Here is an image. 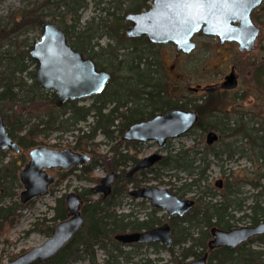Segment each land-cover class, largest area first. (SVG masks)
Wrapping results in <instances>:
<instances>
[{
    "label": "trees",
    "instance_id": "obj_1",
    "mask_svg": "<svg viewBox=\"0 0 264 264\" xmlns=\"http://www.w3.org/2000/svg\"><path fill=\"white\" fill-rule=\"evenodd\" d=\"M20 1L22 8L19 9V15L16 13V17L0 21V112L9 137L20 146L22 154L24 151L46 145L45 139L54 131H77L78 136L73 150L89 153L93 160L92 163L81 167L83 178L99 181L91 178L92 174L97 166H104L106 162L110 164L113 172H122L118 174L113 191L108 197L99 194V198H94L96 193L90 188L76 193L82 200L83 228L60 251L56 263L52 264H65L69 263L70 259L79 258L88 259L91 264H98L96 249L106 252L103 264H161L163 261L160 258H142L138 262H133L129 254L123 250L125 246L168 249L171 260L164 264H189L190 261L202 257L205 253H209V264H264V251L251 248V245L256 242L264 245V235L254 237L235 249L219 248L211 251L208 246L213 239V229L222 231L235 229L232 223L236 219L232 214L233 211L244 212L245 214L239 219L247 220L250 227L264 222V200L262 199L264 196V185L262 184L264 179V127H255L258 123H253L250 128L247 127L246 122H238L232 126L227 121L223 127L218 128L222 139H232L235 143L228 144L229 147L220 153L211 152L214 157L222 159V156H226L228 159H233L236 154H240L242 157L248 156L251 162L260 167L259 174L256 172L258 176L255 182L251 179H243L241 176L237 177L233 183L228 181L221 201L215 200L217 194L211 188H204L201 185L207 181L206 173L210 164L208 163L202 169L200 162L203 159L198 157L200 154L198 150L184 148L177 152L169 150V154L163 157L158 165L150 170V173L154 180L162 182L166 177L165 173H172L170 177H174L175 181L171 192L179 198H185L190 192H200V196L195 195L193 198L196 205L190 213L183 217L167 219L174 235L172 246L167 247L155 243L123 245L115 240L116 235L150 230L161 226L164 221L157 215L158 211H161L158 209H153L144 220H140L133 212L118 213L124 197L129 194V187L133 185L135 189L140 188L144 182L137 176L128 177L125 175L126 171L121 170L130 165H136L139 158L137 154L120 153L118 146L112 147L109 154L100 155L99 146L101 144L96 142V138L102 134L106 139L113 140L116 133L114 126L119 118H123V124L127 127L145 116L144 109L148 107L149 102L153 111H158L160 107L158 105L162 104L163 100L156 99L153 103L149 96L138 99L129 97V93L136 90L137 85H135L128 88L127 92L118 93L120 99L100 101L104 92L96 97L99 101L89 107H79L77 101H74L59 108L56 105V94L40 89L36 83L38 65L29 54L35 44L30 34L41 35L43 25L48 23L60 26L72 48L93 60L100 70L109 72L112 75V83H114L117 77L102 63L106 61L102 59L105 49L100 47L99 40L106 36L115 42V45H110V49H107L111 58L109 61H120L119 58L126 55L135 56L132 49L133 41L127 36L130 23L126 21V16L130 13L141 12L148 0ZM90 2H96L100 12L83 25L82 11ZM104 3L109 6L102 8L101 5ZM102 14H106V17L103 18ZM120 49H124L128 54L120 53ZM148 86L149 83L145 82L140 85L139 89L147 90L150 88ZM212 98L213 96H210V99ZM216 100L217 98L210 100L213 106L206 101L197 108L201 114L208 112L211 115L218 111ZM116 102L119 103L116 107L109 108V104ZM40 103L47 104L48 108L42 113H28V108L34 109ZM165 105H167V110L186 108L173 99ZM121 108L129 110L121 111ZM89 118L93 119L90 124H88ZM33 120H35L34 123ZM81 124H87V126L82 128ZM202 130L208 131L207 129ZM124 131V129L119 130L120 136H123ZM41 135H45L44 139H40ZM7 153L9 151L0 150L2 157L0 160V202L6 197L13 199L16 195L15 190L22 187L19 178V170L22 169L21 162L16 166H12L11 162L4 165ZM70 173L72 171H69L67 175ZM180 174L187 175L190 182L186 179L182 183L183 179L179 176ZM247 184L255 189H261L248 206L245 204L247 198L240 203L236 202L237 198H233L242 194V189ZM202 188H204L203 192L199 190ZM208 195H210V200L205 201ZM22 207L20 202L7 206L1 205L0 229L5 222L9 224L10 229L15 227L20 221V214L17 212ZM54 211L52 222L67 220L68 211L65 199L57 200ZM39 225L44 226L42 222H38L35 227ZM53 229L54 227L48 226L42 231L50 235Z\"/></svg>",
    "mask_w": 264,
    "mask_h": 264
},
{
    "label": "water",
    "instance_id": "obj_2",
    "mask_svg": "<svg viewBox=\"0 0 264 264\" xmlns=\"http://www.w3.org/2000/svg\"><path fill=\"white\" fill-rule=\"evenodd\" d=\"M263 2L264 0H213L211 3L198 0H154L151 9L126 16V20L132 24L127 36L131 39L146 37L152 44L172 43L178 51L190 54L196 48L193 38L202 32L207 37L218 38L222 44L233 42L239 45L240 51L251 52L255 49L260 35V29L253 22L252 13ZM29 54L38 65V87L54 92L59 108L68 102L101 95L112 78L109 73L100 71L93 60L72 48L65 32L56 24L43 25L41 38ZM238 78L239 75L233 70L221 88L237 89ZM209 91H214V88ZM198 120L197 112L172 110L153 120L132 125L125 131L123 139L129 142H155L163 149L169 141L186 135ZM219 139L217 133L210 132L207 145L211 146ZM0 150H10L13 153L21 151L20 146L9 137L1 112ZM29 156L30 160L20 174L24 187L20 194L21 205L48 194L51 185L57 181L48 171H67L87 165L91 161V157L85 153L70 149L55 150L45 146L31 150ZM161 159L162 156L158 153L146 157L128 176L153 167ZM116 178L115 173L107 175L93 190L96 194L110 196ZM222 186V180L216 182L217 188L221 189ZM129 195L136 200L149 201L155 209L165 212L168 220L187 215L196 205L195 200L179 198L168 189L160 187L133 189ZM65 203L69 218L56 225L53 235L42 245L6 264L45 262L57 255L82 230L84 218L79 195L69 193ZM212 234L213 239L208 245L211 251L219 248L235 249L254 237L264 235V222L255 227L245 226L230 231L213 229ZM115 240L123 245L155 243L170 247L174 243V235L171 225L166 222L150 230L118 234ZM189 264H209V253L190 261Z\"/></svg>",
    "mask_w": 264,
    "mask_h": 264
},
{
    "label": "rangeland",
    "instance_id": "obj_3",
    "mask_svg": "<svg viewBox=\"0 0 264 264\" xmlns=\"http://www.w3.org/2000/svg\"><path fill=\"white\" fill-rule=\"evenodd\" d=\"M109 5L104 3L101 7H108ZM22 8V3L20 0H0V21H7L9 17H16V13L19 15V9ZM99 9L96 2H90L84 11H82V24L85 25L86 22L90 21L92 17L99 14ZM102 17H106V14H102ZM254 24L260 29V35L256 41V47L253 51L241 52L236 44H225L221 45L219 40L211 37H206L199 35L195 39L197 48L189 55H184L179 53L174 47L159 46L152 49H148L145 55L151 60L156 62L154 67H149L151 72L156 75V80L153 81L155 84H162L161 87L168 92L166 96L177 102H191L198 101V96L190 88H197L198 85L209 86L217 84L224 76L230 73V68L235 67L236 74L240 75L239 87L225 95L217 97L216 107L218 112L209 121L213 124H219L223 126L224 123L229 121L233 126L236 123L246 122L247 127H252L253 123H258L255 127H264V2L262 5L256 9L252 14ZM42 35V34H41ZM41 35L30 34L33 42H37ZM100 47L105 49L102 62L105 67H108L116 75V80L107 89V91L101 96L100 101H110L112 99H120L117 95L118 93L127 92L128 88L134 87L137 84L139 87L140 77H137L135 71L133 72V66L135 62L132 61L134 56L126 55L119 58L120 61H109L111 58L109 56V51L107 49L110 45H115V42L108 37L104 36L99 40ZM110 49V48H109ZM120 53L126 54L127 51H121ZM128 54V53H127ZM108 61V62H107ZM33 68V67H32ZM145 80V78H143ZM148 88L147 90H149ZM159 89V88H158ZM202 96L205 94L202 93ZM128 97V96H127ZM96 99L87 98L77 101L79 107H89L95 103ZM213 106L212 104H210ZM129 106H132L129 104ZM113 104H109V108H112ZM48 108L47 104L40 103L37 106L28 108V113H42ZM21 109V108H20ZM35 120H33V123ZM93 119L89 118L88 124L92 123ZM117 125V124H116ZM87 124H81L80 127L85 128ZM118 126V125H117ZM218 127V125H215ZM87 130V129H86ZM115 134L113 140L106 139L102 134H99L96 138V142L100 143L99 153L100 155L109 154L111 148L118 146L119 152L122 154H135L138 152V158L143 159L145 156H149L154 153L159 152V147L155 143H145L135 146H128L123 141L122 136H120L119 130L114 128ZM210 132H216L220 135L219 130H208L203 131L201 129H195L185 136L173 140L170 142V150L179 151V149L184 148L187 150L193 149L198 150L200 154L198 157L201 159L202 169L210 164V167L206 173L207 181L201 183L204 188H211L213 192L217 195L215 197L216 201H221L226 192V185L228 181L235 182L237 177H243V179L256 180L258 176L256 172H260V167L251 162L249 157H242L240 154H236L233 159H228L226 156H222V159H217L212 155L211 152L220 153L227 149L228 144L235 143L232 139H222L215 144L207 145V136ZM78 136L77 131L63 132L61 130L54 131L51 133L47 139H45V144L42 145L55 150H73L76 144V137ZM45 135H41L40 139H44ZM246 142V141H244ZM240 145V143H238ZM208 148V149H207ZM74 151V150H73ZM29 151H24L22 154L7 153L6 161H10L16 166L20 161L24 162V165L28 161ZM77 152V151H75ZM79 152V151H78ZM87 155H91L86 152ZM163 155L169 154V150L162 152ZM251 154V153H249ZM111 155V153H110ZM205 160V161H204ZM205 163H204V162ZM104 166H97L94 169L91 178L98 179L99 181H91L86 177H82L81 167L70 169L68 171L52 170L49 172L50 175L57 178L56 183L50 187L48 194L37 197L29 204H26L17 213L20 214V221L13 228H8L9 232L7 238L9 239L8 246H3L0 244V250L7 249V254L1 257L2 261H8L9 258L17 256L21 252L29 251L35 247L42 245L47 240V234L43 231L33 232L36 228V223L44 224L41 226V230L47 229L48 226L54 227L58 223L52 222V218L55 215V208L57 206V200L60 198L66 199L69 193H80L83 189L90 188L93 189L95 185H99L100 181L109 174L115 173L112 171L109 163H104ZM19 170V172H21ZM69 171L72 173L68 174ZM117 176L119 173H115ZM172 173H165V178L163 182L160 180H154L153 175H144L139 177L140 180H144L142 186H152L166 188L171 191L174 186L172 185L175 178L170 177ZM183 180H188L187 175H179ZM63 178V179H62ZM90 178V179H91ZM222 180V188L216 187V182ZM117 181V179H116ZM171 182V183H170ZM190 182V180H188ZM181 183H179L180 185ZM264 185V179L262 181ZM115 186V185H114ZM204 188L199 189L203 192ZM135 189L133 185L129 187V192ZM243 193L237 198L236 202L240 203L243 199L247 198L246 205L252 203V198L257 196L261 189H255L251 185H246L243 187ZM23 191V186L15 190V196L13 199L6 197L1 201L2 205H12L14 203L20 202V194ZM200 196V192H190L187 194L186 198L193 199L194 196ZM99 194H95L94 198H99ZM210 195L206 197L205 201L210 200ZM264 200V196L262 197ZM155 209L152 204L146 200H136L133 199L129 194L125 196L121 207L118 209V213H131L133 212L136 217L140 220H144L146 216L152 213ZM235 215L236 219L232 221L234 228H241L248 225L247 220H240L245 214L244 212L232 213ZM157 215L163 218L164 223L167 222V214L163 211H158ZM180 233V231H179ZM252 250L264 251V245L256 242L251 245ZM123 250L129 254L133 262H138L142 258L162 259L164 264L171 260L168 249H156L154 247L145 246L142 248H132L123 247ZM106 252L101 249H96V258L98 264H103ZM71 264V263H68ZM76 264V263H74ZM77 264H91L88 261L82 260L77 262ZM174 264V263H173Z\"/></svg>",
    "mask_w": 264,
    "mask_h": 264
},
{
    "label": "flooded vegetation",
    "instance_id": "obj_4",
    "mask_svg": "<svg viewBox=\"0 0 264 264\" xmlns=\"http://www.w3.org/2000/svg\"><path fill=\"white\" fill-rule=\"evenodd\" d=\"M153 2H154V0H148L147 2H146V5H145V8L141 11V12H144V11H147V10H149V9H151L152 7H153ZM141 12H139V13H141ZM134 14H136V13H134ZM253 14V13H252ZM253 19V18H252ZM127 21V20H126ZM128 22V21H127ZM130 23V22H129ZM131 26H132V24L130 23V26H129V28H128V30L131 28ZM127 30V31H128ZM199 35H203V36H205L202 32H200V33H198L194 38H193V42L195 43V39H196V37L197 36H199ZM207 37V36H206ZM211 38H214V37H211ZM131 39V38H130ZM215 39H217V40H219L218 38H215ZM132 41H133V43H132V49H133V51H134V53H135V56L134 57H136L135 59H132V61L133 62H135V65L133 66L134 68V70H133V72L135 71V74L137 75V77H140V81H139V85H143L145 82H148L149 83V86L148 87H150V89L149 90H141V89H139L140 88V86L139 87H137V88H135L136 90L134 91V92H130L129 93V97H132V98H135V99H138V98H140V97H143V96H149V98H152V102L154 103L155 102V100L156 99H158V100H160V101H162L163 100V103L162 104H159L158 106H160L158 109V111H153V107H151L150 106V102H149V105H148V107L147 108H145L144 109V111H145V116L144 117H142V119H140L139 121H137V122H134V123H131V124H129L127 127L123 124V118H119L117 121H116V123H115V126H114V128H117L118 130H122V129H124L125 131L129 128V127H131L132 125H134V124H136V123H140V122H145V121H149V120H153V119H155L157 116H159V115H163V114H166V113H168V112H170V111H172V110H184V111H193V112H197V114H198V118H199V120H198V122H197V124L193 127V129L192 130H190L187 134H189L190 132H192L193 130H195V129H207V130H218V128L219 127H221V126H219V124H213L211 121H209V117L211 118L212 116H214L215 114H216V112H214V113H212L211 115H210V113H202L201 114V112L198 110V108H197V106L199 107L201 104H204L206 101H208V103H210L211 104V102H210V100H215L218 96H221V95H225L226 93H230V92H232V91H234V90H236V89H234V90H224V89H222L221 88V86H222V84L226 81V79H227V77L231 74V72L233 71V70H235V67L234 66H232L231 68H230V73L228 74V75H226V76H224V78H222L220 81H218V83L217 84H214V85H209V86H203V85H198L197 86V88H190L191 90H193V92L198 96V98H197V100L198 101H191V102H179V104L180 105H184L186 108H174V109H170V110H167V105H165L167 102H169V100H171V98H168V96H166V94L168 93V92H166L163 88L164 87H161V85L162 84H155L153 81H155L156 80V75L154 74V72H151V70L149 69V67L151 68V67H154L155 65H156V62L155 61H153V60H151V58H149V56L147 57L146 55H145V52L148 50V49H152V48H155V47H159V46H167V45H170V46H172V47H174L176 50H177V47L174 45V44H172V43H168V44H152V43H150L148 40H147V38L146 37H141V38H137V39H132ZM219 42H220V40H219ZM236 44V43H233V42H226V43H224V44H222L221 42H220V44L221 45H225V44ZM196 44V43H195ZM237 46H238V49H239V45L238 44H236ZM196 48H197V44H196ZM195 48V49H196ZM194 49V50H195ZM120 51H125L124 49H120ZM178 51V50H177ZM179 53H181V54H184V55H189V54H186V53H183V52H180V51H178ZM241 52H243V51H241ZM191 54V53H190ZM142 57V58H141ZM96 64V63H95ZM97 66V65H96ZM98 68V67H97ZM99 69V68H98ZM100 70V69H99ZM100 71H102V70H100ZM104 72H107V71H104ZM107 73H109V72H107ZM236 73V72H235ZM110 74V73H109ZM111 75V74H110ZM239 75V74H238ZM111 77H112V75H111ZM143 78H145V80H143ZM239 80H240V75H239V78H238V87H239ZM112 85V78H111V81L109 82V84L107 85V87H106V90L110 87ZM137 85V84H136ZM147 86V85H146ZM142 87V86H141ZM159 88V89H158ZM212 88H214V91H209V90H211ZM138 89V90H137ZM106 90L104 91V92H106ZM202 93H204L205 95L204 96H202L201 94ZM103 94V93H102ZM210 96H213V98L212 99H210ZM96 97L97 96H95V97H90V98H93V99H96ZM164 102H165V104H164ZM119 103L118 102H116V103H114L113 104V107H116L117 105H118ZM132 105V104H131ZM112 107V108H113ZM155 107H156V105H155ZM129 108V107H128ZM125 110H129V109H122L121 108V111H125ZM218 112V111H217ZM227 123V122H226ZM118 126H117V125ZM225 124V123H224ZM215 125H218V127L217 126H215ZM224 126V125H223ZM222 126V127H223ZM125 131H124V133H125ZM216 133V132H215ZM219 135V134H218ZM123 136H124V134H123ZM123 136H122V139H123ZM185 136V135H184ZM219 137H220V135H219ZM221 138V137H220ZM220 140V139H219ZM123 141H125L124 139H123ZM170 142L171 141H169L168 143H167V146L165 147V148H163V149H160L159 148V152H158V154H160L161 156H162V159H163V157H165V156H167L168 154H166V155H163L162 154V152H165V151H168V150H170L169 148H170ZM127 143V144H126ZM146 143H152V142H146ZM153 143H155V142H153ZM125 144L126 145H128V146H135V147H137V146H139V145H142V144H145V143H141V142H137V141H133V142H129V141H125ZM156 144V143H155ZM157 145V144H156ZM3 151H9L10 152V154H11V151L10 150H3ZM31 151V150H30ZM13 153V152H12ZM15 154H21V152L20 153H14V155L12 154L11 156H15ZM29 154H30V152H29ZM135 154H137L138 155V152L137 151H135ZM154 154H156V153H154ZM152 155V154H151ZM150 156V155H149ZM91 157V156H90ZM146 157H148V156H145L143 159H145ZM1 156H0V160H1ZM143 159H139V162L141 161V160H143ZM161 159V160H162ZM29 160H30V156L28 157V161H27V163L29 162ZM92 157H91V161H90V163H92ZM21 162V165H22V170L25 168V166H26V164L24 165V162L23 161H20ZM139 162L136 164V165H130L129 167H127L126 169H124V168H122L121 170H125L126 172H125V175H127L128 176V173L130 172V171H132L138 164H139ZM160 162V161H159ZM158 162V163H159ZM10 163V161L8 162V161H4V165H7V164H9ZM89 163V164H90ZM158 163L156 164V165H154L153 167H151V168H148V169H142V170H139V171H137L136 173H134L132 176H128V177H135V176H137V177H141V176H144V175H151V173H150V170L151 169H153L154 167H156L157 165H158ZM74 168H78V167H74ZM74 168H71V169H74ZM52 170H60V171H64V170H61V169H52ZM52 170H50V171H52ZM50 171H48V173L50 172ZM68 171V170H67ZM22 172V171H21ZM21 172H20V174H21ZM119 174H121L122 172H118ZM20 174H19V178H20ZM50 175V174H49ZM117 178H118V176H117ZM116 178V179H117ZM21 182V181H20ZM116 183V182H115ZM22 184V183H21ZM54 185V184H53ZM53 185H51V187L53 186ZM115 185V184H114ZM114 185H113V187H114ZM23 186V185H22ZM143 187H147V186H143ZM152 187V186H151ZM141 188V187H140ZM50 189V188H49ZM136 189H138V188H136ZM23 190H24V187H23ZM132 191V190H131ZM130 193V192H129ZM186 198V197H185ZM193 200H195V199H193ZM33 201V200H32ZM31 202V201H30ZM29 202V203H30ZM149 202V201H148ZM196 202V201H195ZM29 203H27V204H29ZM2 205V203H0V206ZM22 206H24V205H22ZM68 218H69V216H68ZM67 218V219H68ZM57 225V224H56ZM55 227L56 226H54V229H53V231L51 232V234L50 235H47V239H49L52 235H53V233H54V230H55ZM9 224L7 223V222H5V224L2 226V228L0 229V244H2L3 246H8L9 244H11L10 242H9V239L7 238V234H8V232H9ZM41 228V225H39V226H37L36 228H34L33 229V232H34V230L35 231H38V232H42V230L40 229ZM27 252V251H26ZM26 252H21V253H19V254H17V256H15V257H10L9 258V260L8 261H2L1 260V257H2V255L4 254V256L8 253L7 252V249H3V250H0V264H6V263H10L11 261H13L15 258H17V257H19L20 255H22V254H24V253H26ZM60 253V252H59ZM59 253L57 254V255H55L54 257H52L51 259H49V260H47V261H45V262H40V261H37V262H34L33 264H52V263H56V258L58 257V255H59ZM105 257H106V255H104ZM105 259V258H104ZM82 260H85V261H88L89 263H91L88 259H84V258H79V259H77V260H73V259H70V262L69 263H71V264H74V263H76L77 264V262H80V261H82ZM103 262H104V260H103ZM57 263H58V261H57ZM65 264H68V263H65Z\"/></svg>",
    "mask_w": 264,
    "mask_h": 264
},
{
    "label": "snow or ice",
    "instance_id": "obj_5",
    "mask_svg": "<svg viewBox=\"0 0 264 264\" xmlns=\"http://www.w3.org/2000/svg\"><path fill=\"white\" fill-rule=\"evenodd\" d=\"M198 2H207V3H211V2H213V0H198Z\"/></svg>",
    "mask_w": 264,
    "mask_h": 264
}]
</instances>
